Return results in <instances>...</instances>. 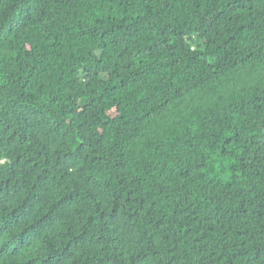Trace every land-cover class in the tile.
Wrapping results in <instances>:
<instances>
[{"label":"trees","instance_id":"16d2710c","mask_svg":"<svg viewBox=\"0 0 264 264\" xmlns=\"http://www.w3.org/2000/svg\"><path fill=\"white\" fill-rule=\"evenodd\" d=\"M0 264H264V0H0Z\"/></svg>","mask_w":264,"mask_h":264}]
</instances>
